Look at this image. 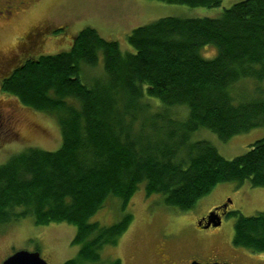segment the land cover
I'll use <instances>...</instances> for the list:
<instances>
[{"label":"trees","instance_id":"16d2710c","mask_svg":"<svg viewBox=\"0 0 264 264\" xmlns=\"http://www.w3.org/2000/svg\"><path fill=\"white\" fill-rule=\"evenodd\" d=\"M154 1L216 8L223 0ZM126 43L131 50L86 27L69 50L26 61L0 84L1 94L53 116L61 136L56 150L27 147L0 164V230L25 218L74 227L77 250L62 264H121L103 262L101 252L128 229L125 211L140 188L179 213L219 183L264 188V139L232 159L193 140L202 129L225 142L264 127L263 90L249 99L232 93L242 79L264 82V0L238 1L215 17L159 18ZM207 46L216 49L211 59L200 53ZM97 66L102 72L83 80L82 68ZM109 199L121 219L90 222ZM227 216H235L232 244L264 255V213Z\"/></svg>","mask_w":264,"mask_h":264},{"label":"rangeland","instance_id":"374dc122","mask_svg":"<svg viewBox=\"0 0 264 264\" xmlns=\"http://www.w3.org/2000/svg\"><path fill=\"white\" fill-rule=\"evenodd\" d=\"M238 1L241 0H223L221 6L216 8H191L154 0H43L30 18L44 16L47 10L56 15L57 24H60L66 18L60 19L59 15H69V21L74 26L71 29L72 36L79 30L90 27L102 38L117 41L122 49L131 50L126 43V36L135 27L169 16L215 17ZM22 30L19 26L0 29V51H5L12 42L11 36ZM70 44L53 48L45 54L67 51ZM200 53L203 58L211 59L215 56L216 49L207 46L202 48ZM99 60L102 64L101 56ZM8 68L9 66L2 65L0 80L2 76L7 75ZM82 72V78L85 80L97 76L102 71L97 66L83 67ZM256 86L264 92V82L259 84L245 78L233 86L232 93L237 99H249L256 94ZM9 116L14 120L15 134L7 130L6 121ZM59 131L53 116L25 107L15 98L0 92V164L12 154L27 147L56 150L61 141ZM259 139H264V127L233 136L225 142L219 141L216 135L205 129L193 135V140L210 142L225 159L244 154L248 146ZM226 203V212L238 211L244 216L264 213V188L252 187L248 180L240 184L235 181L219 183L186 213L161 206L157 203L156 196L146 198L140 188L129 201L125 211L132 215L128 229L117 245L103 249L101 260L105 262L120 259L121 264H187L191 260L264 264V255L254 254L232 244L235 216H224L217 228L195 227L196 220L208 210L218 209ZM123 214L124 212L119 211V202L109 199L90 218V222L96 221L102 226H110L118 222ZM74 233L75 228L65 223L35 226L31 218L14 222L0 230V264L18 250L31 252L36 248L47 264H62L72 258L77 250L71 245Z\"/></svg>","mask_w":264,"mask_h":264},{"label":"flooded vegetation","instance_id":"af4514ba","mask_svg":"<svg viewBox=\"0 0 264 264\" xmlns=\"http://www.w3.org/2000/svg\"><path fill=\"white\" fill-rule=\"evenodd\" d=\"M42 2L43 0H0V29H11L16 26L23 28L20 33H14L11 36L12 42L7 49L5 51H0V69L2 65L9 66L6 70L8 71L6 73L7 75L1 77L0 84L5 77L11 74L18 66L26 63V61L64 52L60 51L54 54H45L58 46L68 45L72 42L76 34L84 29L79 30L72 36L71 32L73 30L71 29L74 26L69 21L71 19L70 16L67 15L66 17L60 14L59 18L65 17L66 20L63 23L57 24L58 21L55 19L56 15H53L47 10V14L44 16L30 18L32 12H35ZM6 123L7 130L15 134V130L13 129L14 120L11 116L7 117ZM210 211L212 210H208L204 216L196 220L195 227L201 229L197 226V222L201 220L202 225H204L205 218ZM215 212L221 216V219L226 216V213L224 214L222 209H217Z\"/></svg>","mask_w":264,"mask_h":264},{"label":"water","instance_id":"95a60500","mask_svg":"<svg viewBox=\"0 0 264 264\" xmlns=\"http://www.w3.org/2000/svg\"><path fill=\"white\" fill-rule=\"evenodd\" d=\"M227 206H228V203L223 204L222 206H220V208H222V210H224L225 212ZM220 224H221V217L217 215L214 210L210 211L207 214L204 225H202L201 221L197 223L198 227L202 229H208L209 227L216 228V227H219ZM1 264H47V263L45 260H43L40 257V254L37 251L30 252L26 250H18L12 253L6 259H4ZM188 264H227V263H219V262L200 263V262L193 260Z\"/></svg>","mask_w":264,"mask_h":264},{"label":"bare ground","instance_id":"6f19581e","mask_svg":"<svg viewBox=\"0 0 264 264\" xmlns=\"http://www.w3.org/2000/svg\"><path fill=\"white\" fill-rule=\"evenodd\" d=\"M94 209V208H93ZM36 250V249H35Z\"/></svg>","mask_w":264,"mask_h":264}]
</instances>
